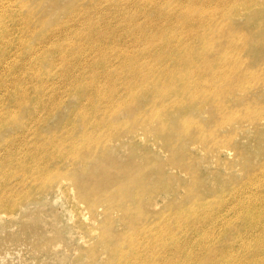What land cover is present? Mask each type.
I'll list each match as a JSON object with an SVG mask.
<instances>
[{"label":"rangeland","instance_id":"1","mask_svg":"<svg viewBox=\"0 0 264 264\" xmlns=\"http://www.w3.org/2000/svg\"><path fill=\"white\" fill-rule=\"evenodd\" d=\"M143 1L147 18L133 0H11L0 8V22L14 29L5 40L0 26V264H164L169 256L170 264H264V0H223L229 16L218 19V0ZM125 4L135 26L113 18ZM77 13L95 16L79 36L117 28L108 37L118 55L104 61L91 49L75 82L50 33ZM150 16L166 29L157 39ZM70 49L74 66L75 39ZM107 74L119 82L109 99L99 94ZM185 79L194 93L183 90ZM81 137L90 144L76 147L74 162L66 145ZM117 172L149 174L138 186L110 181ZM221 203L213 219L229 223L222 232H180ZM254 203L259 229L243 244L247 235L236 231L243 214L252 221L245 208ZM154 237L164 240L155 253ZM179 247L188 259H175Z\"/></svg>","mask_w":264,"mask_h":264},{"label":"bare ground","instance_id":"2","mask_svg":"<svg viewBox=\"0 0 264 264\" xmlns=\"http://www.w3.org/2000/svg\"><path fill=\"white\" fill-rule=\"evenodd\" d=\"M11 0H0V8H5L6 5L10 2ZM219 3L217 4V8L218 9H214L215 10V13H214V18L215 19H218V18H224L225 16H229L228 13V8L229 6L231 5L230 4H221L223 2V0H218ZM182 0H174V4L173 5H176V6H179L181 4ZM235 2V0H233V3ZM247 2V1H246ZM133 6L135 7H139L138 10L141 12L142 15H144L146 18L149 16L148 15V11L146 9L143 10V8H145L146 6H148V3L147 2H144L143 0H133ZM221 4V5H220ZM220 5V6H219ZM153 6H151L150 8H152ZM127 8L126 7V4L119 9L120 11V15H117V14H114L113 15V18H117L120 16V18L128 23V26L129 27H132V26H135V20L136 18L133 19V15L134 13H131L130 11H127ZM213 10V11H214ZM122 12V13H121ZM97 17H99L102 21H105V17L102 15V13H97L96 14ZM9 17L11 18V20H15V15L14 14H11L9 13ZM5 19V15H0V21L1 20H4ZM94 20H95V16H92L90 14H81V13H77L75 15H72L68 21L64 22L62 25H60L57 29H55L54 31H52L50 33V36L51 37H56L57 38V41H56V44L58 46V48L60 49V51L62 52V57L61 59L59 60V63L60 64H63L65 66V68L69 69V70H66L69 72V77H72L73 76V81H77L78 80V77L79 75L77 74H74V71L78 69V67H82L83 69H88L90 66H88L87 68L86 65L85 67L83 65H80L81 62L85 61L86 60V57L87 55L90 53V50L93 49V50H97L99 53L103 54L105 56L104 58V61H107L109 60L111 57H113L114 55H118L117 54H113V52L111 51L110 49V42L109 40L111 38L108 37V34L115 31L117 28H109L108 26H100L98 27L97 29H95V36H93L92 34L91 35H78V28H79V25H92L94 24ZM148 24H150L151 27H153L156 31L155 33V39H157L159 37V33H162L161 31L162 30H166L164 29V25L163 24H158L156 19H155V16L154 18H152L151 16L148 18ZM170 22H172V18L170 19ZM123 25V23H122ZM0 26L3 28L1 29V32H2V36L5 37V40H6V37H7V34H6V29L7 30H10L11 33L14 32V29L12 28H8V27H5L4 28V25L2 22H0ZM171 32L172 30H170V39H173V37L171 36ZM124 33V29H123V26L120 28L119 27V35L121 36L122 34ZM79 39H78V38ZM102 38V40H101ZM74 39L77 41L78 43V47H80V50L78 52V54L74 55L73 56V59H74V66L72 65H68V58L70 56H72L73 54H71V49H70V45L72 44V42L74 41ZM103 39H107V41H104ZM138 43V42H137ZM136 43V47L132 45L128 46V52L129 53H136L137 52V48H138V45ZM112 45V44H111ZM162 47L164 49L165 48V45L162 44ZM112 54H111V53ZM128 57V55H127ZM101 59H103L101 57ZM133 60V59H132ZM101 64V63H99ZM90 71H98V70H90ZM104 78V81H107V83L109 84L107 86V89H105V92H101L99 91V94H101L102 96H105L106 99H109L111 97H113L115 95V91H116V87H115V83L118 82L114 79H112V77L109 76V74H107L106 76L103 77ZM170 81L171 79L169 80L168 79V82L169 84L168 85H165V86H161L159 85L160 87V90L161 92H166V91H169L170 90ZM201 79H199V81H195V82H200ZM183 87H186L189 85L188 89H183V90H191L193 93L196 91V89H198V87H195L194 86V89L192 90L191 87L192 85H190L191 83H188L186 82V79L182 82L181 81H178ZM119 83V82H118ZM149 83L147 80L143 83V84H147ZM142 84V87L145 88ZM91 87L92 90H94L95 92H97V87L94 86V85H89ZM129 94L131 95L133 93V86H129ZM103 98V97H102ZM220 104H222L220 102ZM90 138L88 137H81L78 139V141H72L71 144L68 143L66 145V149L68 151L67 155H71L70 156V160H74V162H77V158H76V153L78 152L77 151V148L76 147H81V149H84L86 148L90 143ZM73 144V145H72ZM75 148V149H74ZM135 166H138L137 164H134ZM138 169H140L139 167H137ZM91 172V174H90ZM149 172H147L146 174L145 173H141V172H125L123 174L117 172L116 174L113 175V180H110V181H113L114 183L116 182H119V181H122V180H127V179H132L134 180V185H138L140 186V183L142 180H144L146 178V176H148ZM89 176L90 177H94L93 175V172L92 171H89ZM77 184H78V188H79V191L82 192V194L84 193V185H83V182H81L79 179H77ZM121 184V183H120ZM132 192V191H131ZM131 202H137V199L133 196H131L130 198ZM222 206V203L220 205H218V210L217 211H214V212H211L210 214H208L207 216H204L202 217L201 219H194L193 220H189L188 223L185 224V226H181V225H178V227H180V232L182 233L184 229H181V228H186V229H190L189 230V234L191 236V238L195 237L196 235H199V236H203V235H207L204 230H207L209 229L210 227H218V229L220 230V232H222L225 228H227L229 225V223H225V224H222V225H217L216 222L214 221L213 218H216L218 217V213H219V210H221ZM242 206H239V208H241ZM192 208V207H191ZM238 208V209H239ZM123 209V208H122ZM207 209V208H205ZM246 212H248V214L251 215V220L250 221L247 216H245L243 214L242 218H241V224L238 228V230L236 232H240L242 233L244 231V233L247 235L246 236V239L242 242L243 244H245L247 242V238H249L252 234V232L254 230H257L259 229V222L257 220H255V214L259 212V206L254 203L250 206H247L246 208ZM221 212V211H220ZM201 224V229L197 228V224ZM209 223V224H208ZM170 224V223H169ZM207 224V225H205ZM165 225H168V222L165 223ZM262 229H264V226L260 227ZM156 235V234H155ZM155 241H153L152 243H157L158 244V247L156 249H154V253L157 251V249L164 243V240H161L160 238L158 237H154L153 238ZM184 241V240H183ZM183 241H177V245H179L180 243H182ZM188 240H186V242L182 245H186ZM136 242L138 243V246H141V245H144L146 243V241H144L143 239H141V237L137 236L136 237ZM169 242V240H168ZM226 248V246H224L223 248L220 247V249L218 250V255L217 257L215 258L218 259L222 254H225V251L224 249ZM179 250V251H178ZM178 250H175L177 253L179 254H176L174 255V257H176L175 259H179V258H189L190 257V254H183L182 251V247H179ZM206 250V249H205ZM187 252L188 251H191V250H186ZM204 252V249H201L199 251V254L203 253ZM180 253H182L180 255ZM138 258H135V260L137 261ZM145 260V263H148V258L147 256L143 258ZM173 261V260H172ZM170 260V256L167 258V262H166V257L163 258V262L164 264H170L172 262ZM201 261V259L199 260ZM232 262V261H230Z\"/></svg>","mask_w":264,"mask_h":264}]
</instances>
